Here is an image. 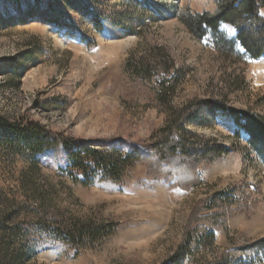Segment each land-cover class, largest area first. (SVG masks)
Segmentation results:
<instances>
[{
  "label": "rangeland",
  "instance_id": "obj_1",
  "mask_svg": "<svg viewBox=\"0 0 264 264\" xmlns=\"http://www.w3.org/2000/svg\"><path fill=\"white\" fill-rule=\"evenodd\" d=\"M216 8L214 0H0V119L111 155L156 142L170 109L195 102L264 117V58H225L211 35L197 40L178 18ZM219 31L236 37L230 26ZM208 124L188 129L230 153L186 183L136 163L83 186L60 146L32 154L0 136V264H170L181 245L179 264H213L263 240L264 165L231 119ZM235 258L264 264L261 252Z\"/></svg>",
  "mask_w": 264,
  "mask_h": 264
},
{
  "label": "trees",
  "instance_id": "obj_2",
  "mask_svg": "<svg viewBox=\"0 0 264 264\" xmlns=\"http://www.w3.org/2000/svg\"><path fill=\"white\" fill-rule=\"evenodd\" d=\"M214 2L217 8L212 15L208 13L180 15L178 18L186 30L197 40L211 35L213 47L225 58L232 56L249 60L264 58V16L261 13L264 11V0H214ZM32 4L28 2L27 8L32 9ZM98 20L99 17L96 18V21ZM49 22L51 23L50 20ZM222 25L235 29V39H229L219 31ZM237 47L241 49L242 54L236 52ZM170 111L168 122L159 133L156 142L146 147L130 145L124 150L115 148L111 155L101 153L78 140L54 135L37 123L8 122L0 119V136L16 146H23L32 154L60 146L67 156L69 170L77 171L80 178H74L73 174L69 175L74 182L83 186L90 185L98 175L117 179L125 167L136 163L158 166L159 170L168 175V180L186 183L196 178L195 173L199 167L211 165L230 153L229 148L202 140L188 129L207 127L209 120L212 121L215 116L222 115L231 119L235 125V138H238L241 132L247 135L248 150L264 165V117L236 111L224 102L215 100L195 102L189 109ZM201 113L205 114V118L200 116ZM184 163L190 166L184 167ZM205 235L212 239L210 232H205ZM66 236L71 237L69 234ZM183 249V245L177 249L170 264L180 263ZM260 252L264 256V239L232 251L213 264H237L239 262L235 260L236 255L249 253L258 255Z\"/></svg>",
  "mask_w": 264,
  "mask_h": 264
}]
</instances>
